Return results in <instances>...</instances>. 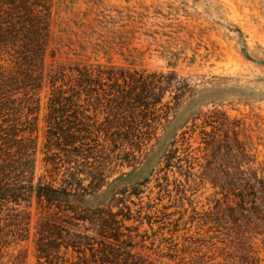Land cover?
Masks as SVG:
<instances>
[{
  "label": "rangeland",
  "instance_id": "1",
  "mask_svg": "<svg viewBox=\"0 0 264 264\" xmlns=\"http://www.w3.org/2000/svg\"><path fill=\"white\" fill-rule=\"evenodd\" d=\"M52 2L44 80L36 93L35 180L60 186L68 170L85 169L81 160L68 164L63 154L56 169L45 162L48 75L57 67L81 63L174 72L195 89V98L183 101L166 117L160 111L148 120L152 132L141 155L132 160L122 153L90 159L88 168L100 169L106 179L85 205L130 210L132 219L123 222L121 231L124 239L131 238V254L143 264H237L231 245L219 242L222 236L204 221L208 214L210 221L216 215L215 200L220 196L208 182L213 171L205 169L212 167L199 134L212 106L201 104L213 102L229 120L237 121L238 139L264 174V0ZM171 150L167 161L164 156ZM79 176L84 186L96 182ZM38 217L32 205L28 237L13 243L0 264H12L15 258L41 264L33 242ZM256 243L264 264V246Z\"/></svg>",
  "mask_w": 264,
  "mask_h": 264
},
{
  "label": "trees",
  "instance_id": "2",
  "mask_svg": "<svg viewBox=\"0 0 264 264\" xmlns=\"http://www.w3.org/2000/svg\"><path fill=\"white\" fill-rule=\"evenodd\" d=\"M52 6V0H0V260L13 243L28 237L35 205L38 263L143 264L131 254V238L124 239L121 231L123 222L132 219L130 210L85 205L106 179L100 169L91 171L87 165L99 155L108 159L122 153L131 160L141 155L152 132L148 120L160 111L166 117L194 99L195 89L174 72L81 63L57 67L48 75L45 162L56 169L63 154L68 164L81 160L85 169L68 170L60 186L35 180L36 93L44 80ZM204 103L201 107L212 106L199 132L212 167L205 169L213 171L208 182L220 196L216 215L210 221L208 214L204 221L222 236L219 242L231 245L237 264H260L256 241L264 246V174L238 139L237 121L213 102ZM80 174L96 182L84 186ZM12 264L23 262L15 258Z\"/></svg>",
  "mask_w": 264,
  "mask_h": 264
}]
</instances>
